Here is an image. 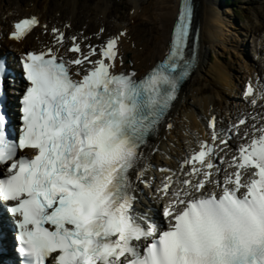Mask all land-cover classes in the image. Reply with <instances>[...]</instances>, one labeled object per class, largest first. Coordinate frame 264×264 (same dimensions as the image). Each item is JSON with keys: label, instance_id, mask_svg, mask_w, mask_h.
Instances as JSON below:
<instances>
[{"label": "snow or ice", "instance_id": "obj_1", "mask_svg": "<svg viewBox=\"0 0 264 264\" xmlns=\"http://www.w3.org/2000/svg\"><path fill=\"white\" fill-rule=\"evenodd\" d=\"M192 19L183 0L167 58L140 79L115 70L126 32L87 52L72 37L67 52L75 58L52 47L24 55L29 86L18 138L6 133L0 113V201L17 217L24 264H264V126L239 147L228 165L235 171L222 181L214 179L221 171L210 159L214 144L202 142L183 161L181 170L191 167L164 211L166 229L134 211L135 184L146 183L142 149L191 73ZM38 24L35 16L20 20L10 38L19 41ZM52 32L63 46L64 33ZM5 72L0 64V89ZM209 126L215 142V118ZM25 150L34 155L19 154ZM172 183L169 177L159 191L167 196Z\"/></svg>", "mask_w": 264, "mask_h": 264}, {"label": "bare ground", "instance_id": "obj_2", "mask_svg": "<svg viewBox=\"0 0 264 264\" xmlns=\"http://www.w3.org/2000/svg\"><path fill=\"white\" fill-rule=\"evenodd\" d=\"M31 1L32 7H28L27 0H18V7H20V9L13 10H11L12 4H9L8 1L2 2L3 5L1 6L5 9L4 13H7L10 10L11 11L10 13H7L8 15L5 18L0 17L1 30L3 31V29L7 25H9V18L16 16L17 10L25 11V13L27 12V14H37L41 19V23L45 22V11L48 10L47 7L49 5V0ZM69 1L71 0H66V2ZM72 1L74 3H76L77 1L80 6L84 9H71L70 12H67V10L63 9L57 4L58 6L56 8H59L60 11L64 12L58 17V20L62 22H70L71 31L73 32L84 28V35H86L88 39H91L92 36L96 38L98 34L91 35V33L95 32L99 28V24L104 21V18L111 14V10L109 9L110 7L107 6V3L104 0ZM194 2V19L199 28V61L193 74L184 84V89L187 90L188 95L185 97L181 96V98L185 99L186 102L184 104H181L179 109H176L174 111V114H172V116L176 119V126L170 129L169 131L163 133L164 135L162 134L163 136L159 138L158 147L161 148L159 154L164 156L165 158L166 156H168L170 160H173V157H176L181 154L182 147L184 145V140L189 137L188 135H184V133H186V131H188L189 129L193 132H195L194 129H198V125L195 121L194 111L196 113L203 112L201 110L199 98L203 96V100L207 97L209 99H212L213 96L219 95L231 97V94L233 92L232 90L234 89V87H236L237 80L235 79L236 77L233 73L236 70L235 62H228L224 59V55H222L220 52H217L215 53L216 55L214 62L209 63L210 60L208 59V47L216 45L220 47H226L231 45V48L233 49H244V53H246L247 55V49L245 51V43L247 42L248 30H242L241 27H239V25L237 24L235 29L234 27H232L233 21H230L232 17H230V14L227 13V11L225 10L227 7L225 6L226 4H224L225 1L222 2V0H194ZM177 3L178 0H157L155 3L150 4V6L147 4L141 5V3H137L136 1H134V4L132 5L134 7V13L130 17L133 19L134 24H129V26L123 24L121 25V27H119L120 29L127 28L128 34L131 36L132 42L134 41L133 47L130 44L126 43L123 47V50L126 54H128V57H130V59L134 62V66L137 64L136 68L139 69L140 72H142V70H146L148 67V62H151L152 64L153 61L159 58L166 49L169 34H171L170 28L177 13ZM213 4L217 7L220 5L222 6V8L219 6L220 9L218 8V11L217 7L213 6ZM25 6H27V8H24ZM21 8H24V10H22ZM258 8L263 11L264 3L259 4ZM256 12H259V10H256ZM100 14L102 18L100 17ZM97 15H99V17ZM88 17H91V20H88ZM142 19L146 25L150 24V29H154L156 31V36L143 34L144 31H139L141 29L139 28L138 24H140V21H142ZM149 19H158L157 21H159L161 27H152V24L155 25L156 21L152 23L148 21ZM114 23L115 21H112L111 24L114 25ZM260 27L261 26L256 27L255 30H253L254 33L257 30H260ZM109 29V26H105L103 33L104 36L114 33L113 31L108 32ZM223 30L225 32H223ZM32 33L34 34V32ZM32 33L30 34L31 37L33 35ZM39 33H41V29L38 28L37 32L34 35L42 37ZM30 35H28L26 38H29ZM123 43L125 42L123 41ZM32 44L33 42L30 45ZM16 46L19 49H22L23 46H26V43L24 44V39L21 40ZM33 47L36 46L33 45ZM0 51H3V49L1 48ZM251 52L252 50L250 49L248 55H250ZM245 60L250 59H247L246 56ZM230 64H234L235 67L231 66ZM251 64L255 63H250L249 65ZM247 65L243 66V69L245 68L244 71H242L243 77L250 72H245L247 68L249 70H256V72L258 73L257 69L259 65H255L254 67H249ZM241 67L239 65V68L237 69L239 70V72ZM195 74H201L202 79H208L212 83L211 90L208 93H206V91L208 90L198 86V79H194ZM262 80L264 81V76ZM205 93L206 95H204ZM178 126L180 127L179 129H177ZM14 130L15 128H13L11 134L18 138L19 136L17 133H15ZM157 156V153L152 155V160H156L158 158ZM157 164L162 165L163 163L161 161H152L148 168L156 167Z\"/></svg>", "mask_w": 264, "mask_h": 264}, {"label": "rangeland", "instance_id": "obj_3", "mask_svg": "<svg viewBox=\"0 0 264 264\" xmlns=\"http://www.w3.org/2000/svg\"><path fill=\"white\" fill-rule=\"evenodd\" d=\"M6 1H8L9 4H12V7L13 6L17 7L19 5L18 0H0V3L6 2ZM60 1L61 0H49V5L47 7L48 8L47 11L49 12L48 15L54 17L53 14H54L55 10L59 9L56 7L61 3ZM105 1L107 2L108 6H110L111 8L113 7L118 13H121L120 6L123 7V5H125V10L128 11V7H130L132 5L133 0L132 1L128 0L129 4L126 3V0H105ZM134 1L141 3V5H145V4L150 5V4L155 3L157 0H134ZM244 1H246V0H232L229 2L230 7L225 5V6H227L225 10L227 11V13L230 14L229 16L232 17L230 19V21L231 20L233 21L232 27H234V29L237 25H239V27H241L242 30L243 29H247V30L251 29L250 34H252L254 32V31H252V29L255 30V28L258 27L257 26L258 23L261 22L264 18V10L262 11L258 8L259 4H263V1L262 0H257V1L249 0V2H244ZM63 2H65V1L63 0ZM235 7H236V9L239 10V13L241 15L240 19L236 15H234V13H233L234 11L232 10V8H235ZM218 8L219 7H217V10L219 11L220 8L219 9ZM256 10H259V12H256ZM157 20L158 19H154V20L149 19L148 21H150L152 23H154V21H156L155 25L152 24V27L153 26L161 27V24H159V21H157ZM139 25H140L141 31H144L143 34H149L151 36H156L155 35L156 31L154 29H150L151 28L150 24L146 25L145 22L143 21V19H142V21H140ZM223 32H225V31L223 30ZM249 38H248L249 40H252V36H250ZM250 48H251L250 44L247 40V45L245 43V49H247V54H248V51L250 50ZM208 50H209V54L211 53L212 55H216L215 53L220 52L222 55H224V59L227 60L228 62H231V61L235 62L236 61V66L239 62L238 59H240V53L241 52H239L236 49L231 48V45L226 46V47H220L218 45L209 46ZM209 54H208V56H209ZM251 54L252 53H250V55ZM250 55H249V57H250ZM231 66H234V64ZM195 77L201 78L202 75L197 74V75H195ZM208 82L209 81H207L206 79L200 80L199 86H203V88L209 87Z\"/></svg>", "mask_w": 264, "mask_h": 264}]
</instances>
